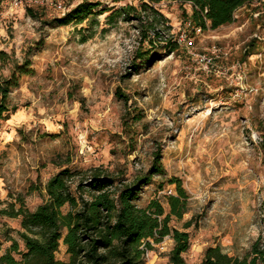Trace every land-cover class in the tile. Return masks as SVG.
Segmentation results:
<instances>
[{
  "label": "rangeland",
  "instance_id": "rangeland-1",
  "mask_svg": "<svg viewBox=\"0 0 264 264\" xmlns=\"http://www.w3.org/2000/svg\"><path fill=\"white\" fill-rule=\"evenodd\" d=\"M81 1L68 0L66 12ZM88 1L100 2L97 13L58 25V12L33 17L0 0V78L30 62L9 96L17 110L0 127V254L13 239L24 249L21 217L1 210H35L60 170L100 168L130 183L158 156L164 173L136 202L157 200L168 213L170 179L182 180L188 211L169 225L189 233L184 264H201L216 246L246 257L264 237V10L243 7L202 30L184 21L188 5L162 0L155 6L177 47L138 57L149 49L138 22L108 16L150 0ZM174 243L154 244L145 264H172ZM56 257L69 260L62 241Z\"/></svg>",
  "mask_w": 264,
  "mask_h": 264
},
{
  "label": "trees",
  "instance_id": "trees-1",
  "mask_svg": "<svg viewBox=\"0 0 264 264\" xmlns=\"http://www.w3.org/2000/svg\"><path fill=\"white\" fill-rule=\"evenodd\" d=\"M162 0L142 1L114 10L108 18L117 15L124 20H136L143 42L149 49L140 51L138 57L149 53L151 48L163 45L177 47L170 34L169 20L155 6ZM182 5L184 21L194 28L213 29L234 21L236 12L243 7L264 10V0H173ZM258 3L257 6H253ZM100 2L82 0L64 15L54 18L58 25L74 20H84L97 13ZM41 7H28L27 13L36 17ZM107 11L106 8L99 10ZM251 45V44H250ZM253 54L248 52L247 55ZM30 65H15L8 77L0 78V127L8 121L17 107L11 106V89L18 85L21 73ZM264 139V134H263ZM264 145V143H263ZM164 173L158 156L147 173L137 176L130 183L117 184V178L100 168L87 171H71L64 168L52 176L46 184L47 201L30 211L24 206L1 210L2 214L21 217L19 242L12 240L7 250L0 254V264H145L147 252L165 237L174 239L170 254L172 264H184L183 254L190 247L189 233L172 228V217L182 218L188 211L189 195L182 180L172 177L175 193L167 196L169 212L163 205L152 200L141 207L136 200L142 189L154 175ZM66 247L69 260L57 259L60 244ZM2 243L0 242V252ZM15 255H19L17 259ZM201 264H264V237L259 236L244 258L230 256L221 246L209 247Z\"/></svg>",
  "mask_w": 264,
  "mask_h": 264
},
{
  "label": "built area",
  "instance_id": "built-area-1",
  "mask_svg": "<svg viewBox=\"0 0 264 264\" xmlns=\"http://www.w3.org/2000/svg\"><path fill=\"white\" fill-rule=\"evenodd\" d=\"M11 8H28L41 7L48 10L58 12L60 15L64 14L67 9L68 0H7ZM210 63L211 59L203 56L201 62Z\"/></svg>",
  "mask_w": 264,
  "mask_h": 264
}]
</instances>
